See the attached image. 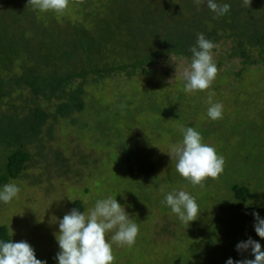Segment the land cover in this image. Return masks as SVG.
<instances>
[{
    "label": "trees",
    "instance_id": "obj_1",
    "mask_svg": "<svg viewBox=\"0 0 264 264\" xmlns=\"http://www.w3.org/2000/svg\"><path fill=\"white\" fill-rule=\"evenodd\" d=\"M216 2L230 4V11L217 17L207 7V0L200 5L194 0H83L79 4L69 0L65 11L56 13L35 9L28 0H0V123L14 127L19 124L21 131L15 138L0 142L12 146L3 149L5 161L0 164V187L10 179L19 178L25 169L30 154L17 139L30 131L29 128L37 130L38 120L45 115L43 110L35 108L36 119H31L29 114L19 117L16 103L8 106L7 98L13 96V92L28 89L32 99L53 101L55 116L67 117L82 111L88 104L93 107V101H87L92 90L108 79L119 81L121 77L124 85L121 90L116 88L115 101L122 108L163 110L170 107L176 117H183L185 111L201 114L189 106L192 96L201 91L185 93L183 80L160 84L157 66L172 56L191 60L190 48L196 44L198 33L214 43L212 51L218 44H229L225 54L215 62L218 70L225 62L230 63L229 68L218 71L216 80L202 92L210 89L220 92L223 84H237L254 74V68L264 65V0H252L251 7L244 6L243 0ZM140 76L152 82L136 85ZM134 86H139L136 92L148 97L151 103L122 101L126 90ZM173 93L178 94L179 105L175 104L177 101L168 103L163 99ZM187 122V126L194 123L189 119ZM208 126L200 131L203 136L218 135L222 128ZM130 128L125 129V133L130 134L127 137L117 132L114 138L122 144L118 147L128 153L125 159L132 172L137 167L133 159L137 162L140 159L138 154L129 153L133 146H138L130 139ZM263 129L264 124L255 126L254 120L230 126L229 132L239 135L230 156L236 159L238 171L246 168L244 175L253 168L264 167ZM127 140L132 144H127ZM238 148L245 152L243 157ZM255 148L259 151L255 152ZM220 177L225 183L221 188H228L234 199L227 206L236 208L240 219L235 218L234 227L229 228L222 222L223 214L217 212L221 216L216 214L214 221L202 227L203 213L199 209L197 219L189 223L183 238L177 239L180 243L187 242V246L175 251L172 259L176 264H197L198 260L203 262L205 255L209 258V255L222 253L229 257L242 255L241 260L251 257V249L243 253L236 250V245L249 237L257 240L264 250V239L255 235L252 215L255 210L264 218V201L263 206H252L251 199L256 197L257 190L245 180L234 179L231 171L226 170ZM183 183L185 186L186 182ZM259 187L264 190V174L258 181L257 189ZM72 204L83 211L85 200L75 199ZM199 208L205 214L207 206L200 204ZM213 238L220 239L213 241ZM10 240L7 225L0 224V241Z\"/></svg>",
    "mask_w": 264,
    "mask_h": 264
},
{
    "label": "rangeland",
    "instance_id": "obj_2",
    "mask_svg": "<svg viewBox=\"0 0 264 264\" xmlns=\"http://www.w3.org/2000/svg\"><path fill=\"white\" fill-rule=\"evenodd\" d=\"M228 46V43L216 45L212 51L214 62L225 54ZM190 62L185 57L172 56L159 63L160 84L183 80L181 72ZM229 64L225 62L218 71L228 69ZM253 71L254 74L242 82L223 84L224 88L220 92L210 89L209 92L195 94L188 103L201 114L185 111L183 117H176L175 110L169 109L170 107L163 110L150 107L140 110L136 107L125 109L117 105L116 88L121 90L124 85L121 77L119 81L108 79L92 90L87 101L89 103L92 100L93 107L88 104L82 111L67 117L55 116V103L46 102L40 97L32 99L28 89L11 93L13 96L7 98L8 106L16 103L15 111H18L19 117L29 114L31 119H36L38 115L35 108L43 110L45 115L38 120L37 130L29 128L30 131L17 139L18 142H23L22 146L30 154V159L19 178L10 179L6 183L16 184L20 192L18 198H13L10 203L0 202V224L7 225L12 242L27 241L34 248L37 259L44 260L47 264H58L55 259L59 251L54 235L59 231L56 217L62 219L71 209L76 208L72 204L75 199L85 200L82 212L86 213L97 199L111 196L124 206L130 220L139 227V233L131 247L113 244V264H176V260L172 259L175 251L178 248L184 250L187 246V242L180 243L177 239H182L190 226L181 223L170 207L162 203L167 193L184 190L195 197L198 205L207 206L205 214L199 208L203 213L200 222L202 227L214 221L216 214L221 216L220 213L223 214V224L229 228L234 227V219L239 218L236 208L227 206L233 196L228 188H221L225 183L220 176L216 180L206 179L203 187H193L176 171V161L171 160L166 152L170 145L182 141L181 127H192L199 133L208 125L222 127L218 135L203 136L201 132L202 142L214 147L217 154L223 156L225 164L222 173L231 171L234 179L245 180L257 190L256 197L251 199L252 206H263L264 190L261 187L257 189V184L264 174V167L253 168L252 172L247 171L244 175L246 168L243 172L238 171L236 159L230 156L239 137L238 134L234 136L229 132L230 126L246 124L248 120H254L255 126L264 124V65ZM148 80L152 82L150 78L137 77L136 85L147 83ZM138 87L127 89L122 95V101L131 99L135 104L151 103L148 97L136 92ZM209 95L213 104L223 105L222 118L212 120L208 116L207 110L211 106L208 103ZM163 99L168 103L170 100L177 101L176 105L180 102L176 93L165 95ZM8 109L4 108L6 111ZM187 119L194 123L187 126ZM129 127L130 139L138 145L133 146L129 153L134 156L138 154L140 159L138 162L133 159L137 167L132 165V172L125 159L128 153L118 147L122 144L114 138L117 132L126 137L130 135L125 133V129ZM20 133L19 124L14 127L10 123H0V142L15 138ZM127 144L132 143L127 140ZM11 147L8 143H0V164L5 161L3 149ZM238 150L243 157L245 152L240 148ZM257 151L259 149L255 152ZM252 156L251 154L250 157ZM233 167H236L235 171L232 170ZM183 181L186 182V187ZM255 200L257 203H254ZM112 234H106L109 242ZM218 239L220 238H213V241ZM213 256L209 255L208 258L205 255L203 262L198 260L197 264H226L229 258L237 261L242 257H229L223 253ZM246 258L254 259V256Z\"/></svg>",
    "mask_w": 264,
    "mask_h": 264
},
{
    "label": "clouds",
    "instance_id": "obj_3",
    "mask_svg": "<svg viewBox=\"0 0 264 264\" xmlns=\"http://www.w3.org/2000/svg\"><path fill=\"white\" fill-rule=\"evenodd\" d=\"M77 4L83 0H75ZM174 2V0H173ZM204 0H194L200 5ZM35 9L63 13L69 5V0H28ZM252 0H243V5L251 7ZM207 7L216 14L223 16L230 11V4H218L216 0H207ZM214 43L205 38L203 33L197 34L196 44L190 48L191 62L181 72L185 93L207 90L215 80L218 68L213 60ZM173 59V58H171ZM207 114L212 120L222 118L223 105L212 103ZM182 141L169 146L171 160H175V169L181 177L189 181L193 187L204 186L208 178L216 180L224 170V158L217 154L214 147L202 142L201 134L192 127H181ZM158 147V146H157ZM162 151V150H161ZM164 152V151H163ZM20 188L14 183H8L0 190V202L10 203L18 198ZM162 203L170 207L183 224L189 225L198 217L199 205L195 197L187 191L177 190L165 195ZM254 229L257 235L264 239V218L258 212H253ZM59 231L54 233L59 245L55 259L58 264H113V244L131 247L139 233V227L132 222L116 198L111 196L97 199L94 206L86 213L76 208L71 209L62 219L56 217ZM112 232L111 242L106 234ZM251 249L254 259L233 261L229 258L226 264H264V250L261 244L249 237L236 245V250L243 253ZM0 264H47L36 258L34 248L27 241H0Z\"/></svg>",
    "mask_w": 264,
    "mask_h": 264
}]
</instances>
